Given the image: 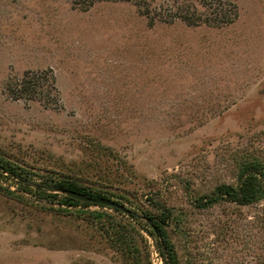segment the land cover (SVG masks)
<instances>
[{"label": "rangeland", "instance_id": "obj_1", "mask_svg": "<svg viewBox=\"0 0 264 264\" xmlns=\"http://www.w3.org/2000/svg\"><path fill=\"white\" fill-rule=\"evenodd\" d=\"M235 4L231 23L189 25L172 0H0V154L105 191L143 226L170 208L178 264H264V196L195 205L245 163L264 171V0ZM48 70L55 101L10 97ZM25 198L0 191V264H163L127 213Z\"/></svg>", "mask_w": 264, "mask_h": 264}, {"label": "trees", "instance_id": "obj_2", "mask_svg": "<svg viewBox=\"0 0 264 264\" xmlns=\"http://www.w3.org/2000/svg\"><path fill=\"white\" fill-rule=\"evenodd\" d=\"M172 1L175 5V9L173 11H168V13H170L169 15L172 18H179L189 25H198L199 23H206L209 25L227 24L231 23L237 15L235 0ZM197 6H200L203 10H199ZM53 79V75L49 70L41 72L27 71L21 79L13 83H8L7 90L9 91L10 97L13 99L30 98L41 100L45 96L47 99L55 101L57 92L54 87ZM263 175L264 171L257 162L245 163L241 168L238 181L235 185H217L211 195L197 199L195 205L198 208H204L224 198L240 205H248L264 196V186L260 181ZM12 186L16 188L12 189ZM54 189L71 190L92 198H107L113 200L105 191L84 186L73 179L43 178L41 181H35L28 177V173L24 168L4 158L0 154V191L9 197L26 199L25 195L28 194L35 199L41 200V202H43L42 207L46 206L44 205L45 202L50 203V205L58 203L66 206H76L79 204L85 206L97 205L124 214L121 209L81 201L61 193L53 192ZM113 201L123 205L117 200ZM127 209L130 211V218L136 223L141 224V216L129 208ZM160 209L161 212L157 216L145 213L144 217L148 221L143 220L145 221V226L141 225L148 234L153 237L163 264H178L175 249L164 229L165 222L171 216V209L164 205H161ZM90 213L96 219H101L106 215L105 212L102 211H92ZM132 228L134 227L132 226ZM115 229L118 244L120 246L123 244L124 247L127 248L126 251L130 252L129 248L132 243L131 228L125 224H117Z\"/></svg>", "mask_w": 264, "mask_h": 264}, {"label": "water", "instance_id": "obj_3", "mask_svg": "<svg viewBox=\"0 0 264 264\" xmlns=\"http://www.w3.org/2000/svg\"><path fill=\"white\" fill-rule=\"evenodd\" d=\"M58 191L64 193L67 196H70L72 198L81 200V201H87V202H92L96 204H100L103 206H110V207H115L118 209H121L124 213L130 214V211L125 208L123 205L116 203L115 201L107 198H92L90 196H87L85 194L76 192V191H71V190H62V189H57Z\"/></svg>", "mask_w": 264, "mask_h": 264}]
</instances>
